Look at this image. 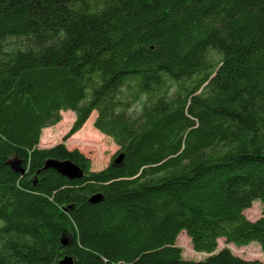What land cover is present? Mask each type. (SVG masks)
Segmentation results:
<instances>
[{
    "label": "trees",
    "instance_id": "16d2710c",
    "mask_svg": "<svg viewBox=\"0 0 264 264\" xmlns=\"http://www.w3.org/2000/svg\"><path fill=\"white\" fill-rule=\"evenodd\" d=\"M94 112L119 166L65 147ZM263 152L264 0H0V264H264L216 252L264 253Z\"/></svg>",
    "mask_w": 264,
    "mask_h": 264
},
{
    "label": "rangeland",
    "instance_id": "374dc122",
    "mask_svg": "<svg viewBox=\"0 0 264 264\" xmlns=\"http://www.w3.org/2000/svg\"><path fill=\"white\" fill-rule=\"evenodd\" d=\"M75 119L72 112H62L61 121L52 127H48L41 132L38 147L40 149H48L59 142L62 137L69 131ZM96 118V113H92L90 118L86 121L82 129L69 138L64 144L68 150L77 149L88 157L91 161V170H103L108 164L115 159L119 147L116 146L112 140L103 134L99 133L93 127V122ZM262 206L259 201H254L251 208L244 211V216L254 221L261 216ZM3 225L0 220V227ZM176 246L182 250V257L186 261H201L208 255L206 253H198L193 250L190 239L185 232H181L176 239ZM229 249L235 256L244 260H258L264 263V253L261 252L256 243H251L246 247H237L234 244H225L223 239L218 240L216 252L223 249Z\"/></svg>",
    "mask_w": 264,
    "mask_h": 264
},
{
    "label": "water",
    "instance_id": "95a60500",
    "mask_svg": "<svg viewBox=\"0 0 264 264\" xmlns=\"http://www.w3.org/2000/svg\"><path fill=\"white\" fill-rule=\"evenodd\" d=\"M263 158H264V152H263ZM123 156L120 154L113 160V165L119 166L122 162ZM52 168H54L61 176L67 178L70 181L73 180H79L83 177V172L74 164H72L69 161H63L61 163L53 164L51 165ZM100 195H94L92 198L89 199V202L92 204L99 203ZM59 264H72V259L68 256L62 257L59 262Z\"/></svg>",
    "mask_w": 264,
    "mask_h": 264
},
{
    "label": "crops",
    "instance_id": "0c3cea01",
    "mask_svg": "<svg viewBox=\"0 0 264 264\" xmlns=\"http://www.w3.org/2000/svg\"><path fill=\"white\" fill-rule=\"evenodd\" d=\"M71 121H73L74 122V118H72V120ZM79 132V131H78ZM75 135V134H74Z\"/></svg>",
    "mask_w": 264,
    "mask_h": 264
}]
</instances>
